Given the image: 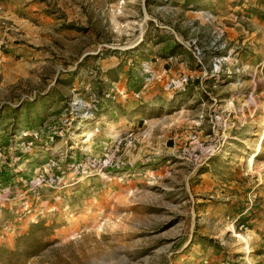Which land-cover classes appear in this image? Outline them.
<instances>
[{
	"label": "rangeland",
	"instance_id": "1",
	"mask_svg": "<svg viewBox=\"0 0 264 264\" xmlns=\"http://www.w3.org/2000/svg\"><path fill=\"white\" fill-rule=\"evenodd\" d=\"M35 223L0 264H264V0H0V246Z\"/></svg>",
	"mask_w": 264,
	"mask_h": 264
},
{
	"label": "trees",
	"instance_id": "2",
	"mask_svg": "<svg viewBox=\"0 0 264 264\" xmlns=\"http://www.w3.org/2000/svg\"><path fill=\"white\" fill-rule=\"evenodd\" d=\"M39 228H42L39 223L32 224L29 231L17 239V246L14 250H9L3 246H0V253H3V255L6 257H11L12 255L17 254L20 248V242H24L35 237Z\"/></svg>",
	"mask_w": 264,
	"mask_h": 264
},
{
	"label": "built area",
	"instance_id": "3",
	"mask_svg": "<svg viewBox=\"0 0 264 264\" xmlns=\"http://www.w3.org/2000/svg\"><path fill=\"white\" fill-rule=\"evenodd\" d=\"M179 84L182 85L181 82H180ZM176 86H177V83H176L175 81H171V82L169 83V85H168L169 89H173V88H175Z\"/></svg>",
	"mask_w": 264,
	"mask_h": 264
}]
</instances>
